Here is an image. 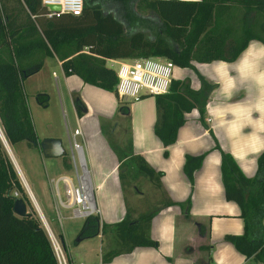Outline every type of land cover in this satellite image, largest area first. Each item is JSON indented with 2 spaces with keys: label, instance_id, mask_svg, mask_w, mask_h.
Returning a JSON list of instances; mask_svg holds the SVG:
<instances>
[{
  "label": "trees",
  "instance_id": "obj_1",
  "mask_svg": "<svg viewBox=\"0 0 264 264\" xmlns=\"http://www.w3.org/2000/svg\"><path fill=\"white\" fill-rule=\"evenodd\" d=\"M83 1L79 15L60 12L48 16L50 10L42 0H0V129L11 149L25 140L30 147L41 150L24 80L41 68L48 55L61 61L66 74H78L86 83L115 92L118 77L106 64L107 58L162 55L175 65L191 66L192 60H233L251 39L264 43V0H137L135 4L131 0ZM134 7L150 9L157 15L158 31L153 39L141 29L128 27ZM118 12L122 19L117 17ZM212 88L213 84L203 77L197 89L186 79H172L167 92L152 94L157 111L154 132L164 153L175 142L186 112L197 108L203 117ZM48 98L45 92L36 94L42 106L48 104ZM75 102L78 108L83 104L81 99ZM118 102V111L127 117V101L118 98ZM106 133L120 162L122 187L131 183L136 172L144 174L154 186H161L162 171H156L133 152L131 137L121 143L112 133ZM204 155L185 156L183 170L191 183ZM64 163L67 165L65 159ZM220 168L225 197L239 205L243 219V231L226 233L224 238L245 257L264 264V150L252 177L246 176L234 157L223 150ZM17 198L25 204L30 202L0 137V264H59L32 204L24 215L14 211ZM172 203L170 199L164 201V205ZM185 209L188 214L189 200ZM155 212L152 209L135 218L126 216L113 225L101 224L97 215H90L83 219L77 237L94 236L109 226L115 233L116 247L103 254V261L135 246H158L149 234ZM58 238L65 248L61 232ZM67 259L72 264L69 256Z\"/></svg>",
  "mask_w": 264,
  "mask_h": 264
},
{
  "label": "crops",
  "instance_id": "obj_2",
  "mask_svg": "<svg viewBox=\"0 0 264 264\" xmlns=\"http://www.w3.org/2000/svg\"><path fill=\"white\" fill-rule=\"evenodd\" d=\"M136 1L131 0L133 4ZM133 15L128 27L141 29L153 39L158 31L157 15L150 9L136 7ZM117 17L123 18L120 12ZM47 58L56 60L59 71L49 68ZM136 58L140 57L107 58L106 62L118 63ZM191 63V66L174 64L173 79H186L192 88L197 89L203 77L213 84V88L203 117L197 108L186 112L176 140L167 146L166 153L154 132L157 111L151 93L126 100L129 105L126 117L118 111L116 92L86 83L78 74H66L61 61L53 55L46 56L41 68L24 80V88L26 81L35 80L32 91L36 99L37 93L49 92L51 74L62 109L63 85L69 97L71 114L82 130L81 139L85 143L87 164L96 189L101 224L113 225L126 216L137 217L142 213L143 200L148 196L145 190L153 191L149 200L154 203L152 209L156 212L150 220L149 234L158 241V246H135L103 261V254L116 247L115 233L108 226L105 232L75 240L71 248L67 245L72 264H259L252 257H245L224 238L226 233H241L243 219L239 205L225 197L220 164L221 150L229 152L242 172L252 177L256 172L257 158L264 150V43L251 39L233 60H192ZM75 99H81L83 104L80 108ZM63 113L66 115L64 109ZM126 119L133 152L141 155L156 171H162L160 187L154 186L150 180L151 188L140 187L135 181L143 177L139 172L134 174L130 184L122 187L118 175L120 162L108 142V130L104 126L109 124L105 127L113 135L120 127L119 121ZM36 131L39 140L62 136L61 131L54 128L42 135ZM62 146L64 153L57 158L65 168L62 173L70 172L69 149L63 143ZM34 150L37 154L38 150ZM188 153H205L201 164L194 170L192 183L183 170ZM127 187L132 191L131 199L126 198ZM167 199L174 203L164 205ZM187 200L188 214L185 209ZM60 232L66 238L64 231Z\"/></svg>",
  "mask_w": 264,
  "mask_h": 264
},
{
  "label": "rangeland",
  "instance_id": "obj_3",
  "mask_svg": "<svg viewBox=\"0 0 264 264\" xmlns=\"http://www.w3.org/2000/svg\"><path fill=\"white\" fill-rule=\"evenodd\" d=\"M47 63L49 68H55V70L59 71V67L57 66V62L54 58H47ZM106 64L113 69L118 68V63L114 61H107ZM190 68V67H189ZM188 68V69H189ZM194 71V68L192 66ZM191 69V70H192ZM35 85V80H30L29 82H25L26 93L28 96V102L31 110L32 120L34 122L35 128L38 130L39 134L42 135L47 132L49 129L54 128L61 131V139L64 147L68 150L69 147V139L72 131L76 130L77 123L75 117L71 114V107L69 106V97L64 90L63 85L61 84L62 89V106L66 112L63 113V109L61 108V103L59 96L57 94L56 84L53 80V77L50 74L49 81V92L48 94V105L42 106L35 99V96L32 91ZM120 127L113 137L115 140L120 141L121 143H126L128 139V128H127V119L120 120ZM105 126L109 127V124ZM109 131L107 127H105ZM68 130V131H67ZM12 150L15 156V159L19 165V168L25 177L26 181L29 182L35 199L38 202L41 211L43 212L51 230L59 237V232L61 230L64 231L66 238H64V246L60 241L62 247L64 248L65 255L68 257L67 245L71 248V245L74 244L79 228L83 222V218L71 217L70 208H66L63 206L56 205L55 198L53 195L52 185L53 182L51 179L55 178L57 175L65 171V168H62L60 160L57 157L53 156H45L40 154L37 151V154L34 148L30 147L25 140L19 141L12 145ZM86 153V152H85ZM70 155V153H69ZM71 157V155H70ZM87 157V156H86ZM72 159V157H71ZM74 159L77 161V156L74 154ZM72 173V169L70 172ZM20 178V176H19ZM134 179V178H133ZM136 184L140 185V187H145L151 185L149 179L143 174V177L139 179H135ZM134 182V180H133ZM132 182V183H133ZM23 183V182H22ZM151 188V187H150ZM130 188L127 187V199H131L130 193L132 191L128 190ZM144 190V189H143ZM148 196L143 200L144 204L142 205V212L147 211L149 209L154 208V203L149 199L150 195L153 194V191L148 189L145 190ZM129 193V194H128ZM152 197V196H151ZM30 202H26V207L31 208L36 212H38L29 196ZM156 200V199H155ZM39 217V216H38ZM62 233V232H61Z\"/></svg>",
  "mask_w": 264,
  "mask_h": 264
},
{
  "label": "built area",
  "instance_id": "obj_4",
  "mask_svg": "<svg viewBox=\"0 0 264 264\" xmlns=\"http://www.w3.org/2000/svg\"><path fill=\"white\" fill-rule=\"evenodd\" d=\"M42 3L47 7L48 4L60 5L58 11L49 9L48 16L59 15L60 12L79 15L84 7L83 0H42ZM118 65V68L114 69L118 77L115 92L120 99H138L142 94L164 93L170 88L174 63L164 56H148L136 58L133 61H119ZM81 137L80 126H77L76 130L72 131L71 136L68 137L69 153L72 157L70 161L72 173H61L51 179L53 195L57 207L63 206L71 209V217L83 219L90 215L100 217L96 189L87 164L85 143ZM74 154L77 156V161L74 159ZM48 235L58 263L69 264L59 238L51 229Z\"/></svg>",
  "mask_w": 264,
  "mask_h": 264
},
{
  "label": "water",
  "instance_id": "obj_5",
  "mask_svg": "<svg viewBox=\"0 0 264 264\" xmlns=\"http://www.w3.org/2000/svg\"><path fill=\"white\" fill-rule=\"evenodd\" d=\"M48 7L51 10H55V11L60 10L59 4H48ZM0 137L2 139V142L4 144V147L6 149V152L9 156V158L11 159L18 175L20 176L21 181L23 182V185H24L28 195L30 196V198H31V200H32L37 212H38V216H39L40 220L42 221L43 226L45 227L47 233H49L51 228H50V226H48L49 224L48 225L45 224L41 215L39 214V210H38L39 208L37 207L38 202L35 199V196L33 195L25 177L23 176V174L19 168V165H18L17 161L15 160V157L12 153V150H11L7 140L5 139L1 129H0ZM39 145H40V149H41L42 154L45 156L57 157V156H60L64 153V148L62 146V139L60 137H44V138L40 139ZM13 209L17 214L24 215L26 213V210H27V207H26L24 200L22 198H17L14 201ZM80 239H81L80 237L76 238L77 241H79ZM259 264H262V263H259Z\"/></svg>",
  "mask_w": 264,
  "mask_h": 264
},
{
  "label": "bare ground",
  "instance_id": "obj_6",
  "mask_svg": "<svg viewBox=\"0 0 264 264\" xmlns=\"http://www.w3.org/2000/svg\"><path fill=\"white\" fill-rule=\"evenodd\" d=\"M12 150V149H11ZM12 153H13V151H12ZM13 155H14V153H13ZM15 157V156H14ZM16 160V159H15ZM39 209V214L41 215V217H42V219H43V221L45 222V224L46 225H48V223H47V220H46V218H45V216H44V214H43V212L41 211V208L39 207V205L37 206ZM49 226V225H48Z\"/></svg>",
  "mask_w": 264,
  "mask_h": 264
}]
</instances>
